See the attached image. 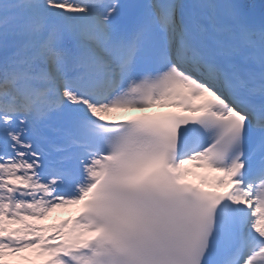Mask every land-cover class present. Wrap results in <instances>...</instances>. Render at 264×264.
Here are the masks:
<instances>
[{
	"label": "bare ground",
	"instance_id": "bare-ground-1",
	"mask_svg": "<svg viewBox=\"0 0 264 264\" xmlns=\"http://www.w3.org/2000/svg\"><path fill=\"white\" fill-rule=\"evenodd\" d=\"M245 3L250 7H257V9L259 10L258 20L261 22V24L264 25V0H245ZM141 4V0H98L97 2L84 5V7H82L85 10L99 12V16L93 15V18L97 21L99 20L100 22L99 32L101 34V37L103 38V41H99L101 43V46L99 47L108 50V52H106L105 50V52L103 53L101 61L103 63H109L111 65V68L102 70L101 68L96 67L95 63H92L93 65L91 66L90 64H85L86 66L83 65L81 67H87V74L90 75L93 73L94 75L110 76L111 69L116 68L117 62H122L123 57H130V51L127 47V42L124 41L125 37L122 36L121 24L116 22L117 20H115V22H111V20H109V17L102 19V11H118V16L122 14H125V16H127L122 18L125 20L132 15L138 14ZM45 25H49V22L43 21L40 26L41 28H44ZM67 28H69V25ZM257 38L264 40V36L260 34L257 35ZM92 40L98 47L99 43L97 41V38L93 37ZM76 49L79 50V52H83L84 50L81 47H78ZM105 53L107 55H105ZM87 56H90L89 58H92V56L89 54ZM51 57H48L47 61H45L43 65L48 64L49 60V65L54 64L53 67L56 73L58 71L59 64L57 61H55V58H53L55 59L53 60ZM131 60L129 59L127 62ZM82 63H84L83 60ZM130 70L131 67L128 66V68L126 67L124 71L120 73V79L118 83L114 85L118 86V92L116 91L117 94L108 99L105 103L108 108L121 106L127 109L133 108L137 105L136 99L133 95L136 82L134 76L132 77V75L130 74ZM9 73L10 72L5 73L6 75H4L3 72H0V90L2 89L4 83L8 82L9 85H11V83L13 82L10 81L11 76L8 75ZM33 75L43 80L45 78L40 74L39 70H37V73H33ZM23 76L24 75L22 74L14 77L13 85H17L18 82L15 81L18 79V77L20 78L19 81L23 80ZM27 76L29 75L27 74ZM43 80L40 81H42L46 85V82ZM160 82L179 83L184 88L196 92V90L192 89L189 84L172 76L170 73L169 75L165 74V76L160 79ZM9 85H6L5 88H9ZM34 88L35 90L32 89L29 91L33 92V96L36 98V101H38L40 97V94L36 91L38 87L34 86ZM152 88L155 89V84H152ZM49 89V86L45 87V90ZM160 95H162V93H160ZM67 98L68 104L66 107L60 108L59 111L56 107L49 108L51 109V111H53V113L48 114L47 117L42 120V122L48 120V128L45 131L46 135L50 134L48 133V130H53L52 132H54L55 130L63 129L64 127L62 126L65 124V115L73 111H78V109L75 108V105L78 106L80 103L74 102L70 93H67ZM2 99H4V97ZM43 101L45 102L44 107H49L48 104H46V101ZM0 137L9 142V144L14 145L16 142L22 140L18 133L15 132L11 121L4 117H0ZM30 137L32 139H36V137L32 136L31 134ZM4 175L14 176L13 172L6 165H3L2 167L0 166V179ZM228 186L231 188L232 193H236L240 190L235 183H228ZM1 199L2 198L0 195V264H53L54 255L58 251H65L70 247H78L80 245H83L86 243V240L89 237V233L82 226H76L75 224H71L70 227H58L57 229H55L53 221L50 226L47 227V229H45L44 226L42 227V223L44 222V220L48 219V221H56V219L61 214L62 216H64L63 218H68L69 220H71V218H74V215L71 214L73 205L71 199L57 198L54 202L39 200L34 207L25 206L21 209L22 213L24 214L21 215L23 219L16 218V215H13L12 217H10V219L5 218L3 216V213L1 212ZM53 214L55 216L52 218ZM24 219L31 223V228H28L27 224H25L26 221H22ZM71 222H73V219L71 220ZM254 222L255 224L258 223L256 217L254 219ZM39 230H41V232H39ZM50 234L54 235V238L48 241L47 237ZM247 264H250V261Z\"/></svg>",
	"mask_w": 264,
	"mask_h": 264
},
{
	"label": "rangeland",
	"instance_id": "rangeland-1",
	"mask_svg": "<svg viewBox=\"0 0 264 264\" xmlns=\"http://www.w3.org/2000/svg\"><path fill=\"white\" fill-rule=\"evenodd\" d=\"M10 1L13 0H0L1 68L7 66L5 64L6 54H12L23 65V71H27L29 76H33V73H37L36 64L42 63V57L44 59V56L53 55L54 51L60 49L61 44H65V42H69L68 45L73 41L80 42L90 52L100 55H103L105 50L108 52L107 49L99 47L101 46L100 42H98L97 47L92 40L95 36L98 41L101 40L98 25L94 24L91 18L93 15L99 16V12L82 8L84 5L97 2V0H23V2L13 7H10L7 3ZM118 13V11L112 10L102 11L101 16L102 19L109 17V20L111 16L112 20L114 15ZM45 20L50 21V25L46 29L40 26ZM63 21L73 23L77 27L75 32L68 33L65 31L68 35L67 41H64L60 30H55L53 25L61 26ZM51 30L53 36H49ZM105 55L107 54L105 53ZM39 69L41 74H43V70H41L43 67ZM46 84H53V81L49 79ZM54 92L57 93V90ZM78 99L81 101L87 100L88 113L94 119L113 120L127 112V110L120 111L117 108H108L105 106V102H99L101 105L99 103L94 105L93 102L90 104L88 99ZM97 106L101 108V112H98ZM3 116L8 117L6 114H3Z\"/></svg>",
	"mask_w": 264,
	"mask_h": 264
}]
</instances>
